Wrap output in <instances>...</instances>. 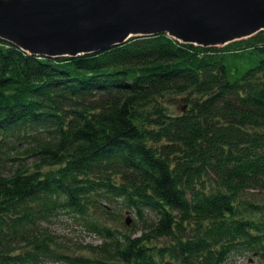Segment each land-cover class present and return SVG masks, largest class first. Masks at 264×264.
<instances>
[{
    "label": "trees",
    "instance_id": "1",
    "mask_svg": "<svg viewBox=\"0 0 264 264\" xmlns=\"http://www.w3.org/2000/svg\"><path fill=\"white\" fill-rule=\"evenodd\" d=\"M263 187L264 30L207 47L139 35L58 57L0 38V264L264 254V200L245 196ZM102 200L155 217L140 235L121 231L96 216ZM58 209L89 218L103 241L63 251L41 225Z\"/></svg>",
    "mask_w": 264,
    "mask_h": 264
},
{
    "label": "water",
    "instance_id": "2",
    "mask_svg": "<svg viewBox=\"0 0 264 264\" xmlns=\"http://www.w3.org/2000/svg\"><path fill=\"white\" fill-rule=\"evenodd\" d=\"M260 30L264 0H0V38L49 57L99 52L157 33L223 46Z\"/></svg>",
    "mask_w": 264,
    "mask_h": 264
},
{
    "label": "rangeland",
    "instance_id": "3",
    "mask_svg": "<svg viewBox=\"0 0 264 264\" xmlns=\"http://www.w3.org/2000/svg\"><path fill=\"white\" fill-rule=\"evenodd\" d=\"M172 109L179 110L182 107V101L179 98H172ZM247 197H253L258 200H264V187L256 190H250L246 193ZM102 200L95 208L94 212L101 221L121 231L126 229L135 230L134 235H140L143 219L150 221L155 217L154 213L146 211L143 218H139L134 210L125 207L120 200L109 202ZM108 211L112 213L109 215ZM93 214V215H95ZM129 223H126V219ZM86 219V220H85ZM90 219L81 217V215L56 210L53 215L41 221L43 227H47L50 232L55 234L56 239L61 245L63 251L70 253L75 251L81 253L82 249L90 251L87 244L95 246L100 244L103 239L92 230L89 225ZM135 223V225H133ZM129 231V230H128ZM157 243H167L165 238L156 239ZM39 264H67L61 260L43 258ZM224 264H264V254L256 253L249 250L232 252L228 255Z\"/></svg>",
    "mask_w": 264,
    "mask_h": 264
}]
</instances>
